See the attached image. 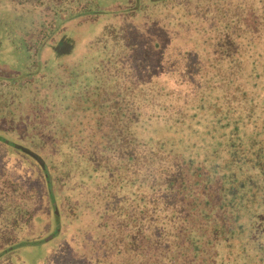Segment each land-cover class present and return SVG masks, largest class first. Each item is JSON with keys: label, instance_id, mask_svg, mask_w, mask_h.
<instances>
[{"label": "trees", "instance_id": "trees-1", "mask_svg": "<svg viewBox=\"0 0 264 264\" xmlns=\"http://www.w3.org/2000/svg\"><path fill=\"white\" fill-rule=\"evenodd\" d=\"M0 145V262L264 264V0H0Z\"/></svg>", "mask_w": 264, "mask_h": 264}, {"label": "rangeland", "instance_id": "rangeland-1", "mask_svg": "<svg viewBox=\"0 0 264 264\" xmlns=\"http://www.w3.org/2000/svg\"><path fill=\"white\" fill-rule=\"evenodd\" d=\"M8 57H11L10 55ZM17 62L14 63L15 67ZM0 164L9 171V173L25 186L37 184V176L30 160L18 151L5 145H0ZM41 246L33 249L39 253ZM25 251H27L25 249ZM26 252L25 254L12 255L4 259L0 264H36L37 259L33 261V255ZM35 253V252H34ZM38 264V263H37Z\"/></svg>", "mask_w": 264, "mask_h": 264}, {"label": "water", "instance_id": "water-1", "mask_svg": "<svg viewBox=\"0 0 264 264\" xmlns=\"http://www.w3.org/2000/svg\"><path fill=\"white\" fill-rule=\"evenodd\" d=\"M17 148L21 149L23 152L27 153L28 155H30L31 157H33L42 167L44 166V161L43 159L36 154L35 152L31 151L30 149L17 145Z\"/></svg>", "mask_w": 264, "mask_h": 264}]
</instances>
